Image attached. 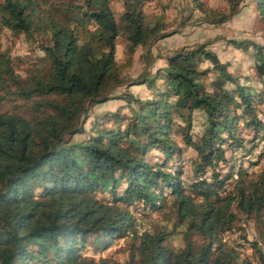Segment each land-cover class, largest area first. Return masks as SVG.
<instances>
[{"label": "trees", "instance_id": "16d2710c", "mask_svg": "<svg viewBox=\"0 0 264 264\" xmlns=\"http://www.w3.org/2000/svg\"><path fill=\"white\" fill-rule=\"evenodd\" d=\"M147 1L0 0V28L42 51L20 73L0 45V102L21 98L30 108L0 110V264H264V166L249 170L264 156V43L229 39L252 47L243 77L258 85L242 82L209 41L167 49L152 73L128 78L116 58L118 37L130 57L140 48L149 58L153 43L176 31L168 30L171 0L152 15ZM243 1L188 0L178 27L194 11L222 23ZM253 1L264 25V0ZM111 98L124 103L86 128L92 107ZM194 110L205 113L197 134ZM256 148V159H245ZM138 204L161 222L140 231ZM238 213L254 222L255 238L240 236L255 258L223 239ZM125 237L122 261L86 254L89 240L98 250Z\"/></svg>", "mask_w": 264, "mask_h": 264}, {"label": "rangeland", "instance_id": "374dc122", "mask_svg": "<svg viewBox=\"0 0 264 264\" xmlns=\"http://www.w3.org/2000/svg\"><path fill=\"white\" fill-rule=\"evenodd\" d=\"M213 6H219L224 3V0H208ZM165 0H148L145 3V11L149 14L159 13L162 10V4ZM190 4L188 0H171L169 3V9L171 15L168 18L169 26L168 30H176L171 34L160 38L150 47L149 58L144 56L143 49H138L132 57L124 51V40L120 36L117 39L116 44V58L119 64L123 68V73L128 78H135L144 70H148L151 73L158 66L162 65L161 53L167 49L179 46L180 44H194L204 41H209L208 48L216 51L219 58L223 61L229 62V70L234 74L241 75V81L250 84L258 85L254 80L244 79V75L251 73L254 64V58L252 56V47L250 46L248 51H245L239 47L234 46L229 42V39H250L257 42L264 43V25L257 19L256 10L253 0H244L241 3L240 9L237 13L232 15L229 19L222 23H210L202 19H197L198 12H193V18L189 19L183 26L178 27V22L189 12ZM113 8L118 13L121 10V4L115 2ZM178 29V30H177ZM0 45L1 49L8 50L12 60L15 64L16 70L23 73V68L29 63L33 62L36 57L42 55V51L38 48H31L30 45L23 40V37L12 33L9 29L0 28ZM208 62H204L206 65ZM123 89V86H118L113 93H119ZM130 89L138 94L140 97L149 95V90L144 84H132ZM124 101L120 98H111L104 102L96 104L91 109V116L86 121L85 127L90 126V120L96 114L111 111L116 109L119 105H122ZM16 109L29 114L30 108L24 99L17 98L13 100H6L0 102V110H13ZM123 111L129 112V108H123ZM241 122V121H240ZM205 123V113L202 110L193 111V132L199 133ZM248 129L243 133L246 137L249 136ZM86 136V131L76 133L73 136V140H81ZM155 155H159V149L154 148L152 150ZM258 148L253 153L249 154L246 158L256 159ZM241 150L238 151V154ZM193 150L189 147L183 156V169L184 174L187 175L190 171V159L193 154ZM157 157V156H156ZM244 159V160H245ZM235 161V158H231L230 162ZM173 160H169L168 164L173 163ZM229 162V163H230ZM247 165V161L244 162ZM264 166V156H262L256 165L249 167V170H257ZM122 187V186H121ZM120 189V187H118ZM105 197H109L106 193L102 194ZM138 208H132L133 213L138 220V228L140 231L144 229H151L153 224L161 222V215L159 213L143 210L141 204H138ZM244 232L246 237L251 240L255 238L254 222L251 218L246 217L243 213H238V218L233 229L227 230L223 233V239L230 243L236 244L243 254H247L252 258L254 257L253 249L250 247L249 242L245 241L240 235ZM128 238H117L109 247L104 249H95L92 240L87 243L86 254L88 255H104L122 261L128 256L129 250L127 247ZM179 239H174L173 243L176 244ZM242 243V244H241Z\"/></svg>", "mask_w": 264, "mask_h": 264}]
</instances>
